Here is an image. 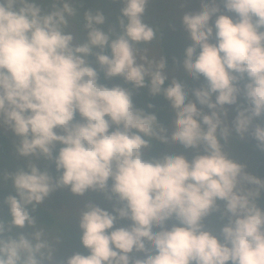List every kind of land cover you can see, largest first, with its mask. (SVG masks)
Here are the masks:
<instances>
[{"label":"clouds","instance_id":"obj_1","mask_svg":"<svg viewBox=\"0 0 264 264\" xmlns=\"http://www.w3.org/2000/svg\"><path fill=\"white\" fill-rule=\"evenodd\" d=\"M120 2L105 31L79 0H0V130L26 158L0 174L14 189L0 264H264V176L231 152L248 138L264 152V0H180L192 88L139 52L157 38L151 0ZM63 188L81 198L82 250L61 258L34 213Z\"/></svg>","mask_w":264,"mask_h":264},{"label":"rangeland","instance_id":"obj_2","mask_svg":"<svg viewBox=\"0 0 264 264\" xmlns=\"http://www.w3.org/2000/svg\"><path fill=\"white\" fill-rule=\"evenodd\" d=\"M79 2L82 10L99 9L104 13L106 22L101 27L105 31H107L109 26H118V17L122 7L120 0H79ZM198 7V0H186L183 10H195ZM146 15L145 21H152L150 25L157 30V38L148 45H138L140 54H146L150 59L156 61L164 58V71L168 74L169 81L174 76L178 80L185 82L189 88L199 86V82L193 81L184 71L182 65L186 33L180 23V16L182 15L180 0H151L146 9ZM156 21L161 22V25H156L157 23H154ZM188 42L190 43V41ZM6 135L9 139V155L11 159L0 157V174L22 167L26 162V158L18 156L15 151V137L13 134L9 131ZM237 140H234L232 144L238 142ZM176 148L177 146L175 145H167L165 151L175 150ZM239 160L245 162L249 171L253 172L249 157L245 156L239 158ZM0 187L14 190L10 182H5ZM91 197L96 202L103 203L102 193H92ZM80 201L81 198L79 196L71 193L69 189L63 188L51 192L43 203V206L48 208L57 220L58 226L54 225L50 228L53 233L60 237L59 255L61 258L71 255L74 251L82 250L79 241L74 238L71 232L74 231L80 235L78 222L72 214V211ZM0 216H7V206L3 204V200H0Z\"/></svg>","mask_w":264,"mask_h":264},{"label":"trees","instance_id":"obj_3","mask_svg":"<svg viewBox=\"0 0 264 264\" xmlns=\"http://www.w3.org/2000/svg\"><path fill=\"white\" fill-rule=\"evenodd\" d=\"M145 16H147L145 14ZM147 23H152V21L146 20ZM157 23L156 25L159 26L161 22H154ZM161 25V24H160ZM117 31H119L118 26H114ZM170 82L169 80L166 82ZM134 101L137 103V105L145 107L147 109V105L149 103L153 104L155 107L153 109H147L149 111H155L158 118L167 125L168 117L165 115V101L162 97H151L146 95V89H140L134 96ZM170 113V109L168 110ZM238 142H234V144H231V152L232 154L237 158H243L245 156L250 158L251 161V170L254 174L264 176V152L259 150L256 147V142L251 139H245V140H237ZM9 139L6 133H3L2 130H0V157L6 159H11L9 155ZM167 145L161 144L159 142L155 145V151H165ZM246 146V147H245ZM8 194H14V190L6 188V187H0V200H3V197L7 196ZM34 215H37L38 220H40L42 223L47 224L49 227L56 226L57 220L54 216V214L45 206L41 205L37 208L36 213ZM58 226V225H57ZM72 235L75 239L79 240V234L71 231Z\"/></svg>","mask_w":264,"mask_h":264}]
</instances>
